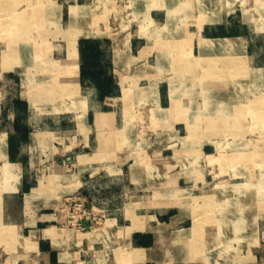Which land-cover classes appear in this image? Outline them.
<instances>
[{
    "label": "crops",
    "instance_id": "obj_1",
    "mask_svg": "<svg viewBox=\"0 0 264 264\" xmlns=\"http://www.w3.org/2000/svg\"><path fill=\"white\" fill-rule=\"evenodd\" d=\"M95 2L0 0V264H264V198L217 191L264 186V133L199 130L233 105L168 82L163 0H112L129 17L116 25L151 33L111 49ZM84 39L110 62L111 97L80 78ZM77 199L83 229L59 212Z\"/></svg>",
    "mask_w": 264,
    "mask_h": 264
},
{
    "label": "rangeland",
    "instance_id": "obj_2",
    "mask_svg": "<svg viewBox=\"0 0 264 264\" xmlns=\"http://www.w3.org/2000/svg\"><path fill=\"white\" fill-rule=\"evenodd\" d=\"M99 1L104 18L110 22L101 35L110 38L105 44L108 49L113 46L111 42L121 40L129 30L135 35L151 33L144 26L116 25L121 22L119 18L127 22L128 11L114 8L117 1L115 6L112 0ZM91 2V7H96L95 0ZM163 8V52L168 54L163 57V67L168 82L183 84L185 97L204 104L210 99L226 98L233 105L231 115L216 108V124H208L207 116L203 117L199 130L207 134L211 130L239 132L244 128L264 133V118L256 122L257 110L264 113V0H163ZM140 19L137 15L134 22L138 24ZM225 83H231L226 94L221 90ZM248 102L247 120L241 123L239 105ZM208 109V106L200 108L205 113ZM219 141L223 151L224 142L230 140ZM217 191L221 195L247 193L248 198H264V186L218 187ZM261 222L258 226L263 234H259L258 241L264 248V219Z\"/></svg>",
    "mask_w": 264,
    "mask_h": 264
},
{
    "label": "trees",
    "instance_id": "obj_3",
    "mask_svg": "<svg viewBox=\"0 0 264 264\" xmlns=\"http://www.w3.org/2000/svg\"><path fill=\"white\" fill-rule=\"evenodd\" d=\"M100 45L95 40H79L78 53L81 80H88L95 87L98 98L102 100L113 96L114 84L112 78L106 74L110 62Z\"/></svg>",
    "mask_w": 264,
    "mask_h": 264
},
{
    "label": "built area",
    "instance_id": "obj_4",
    "mask_svg": "<svg viewBox=\"0 0 264 264\" xmlns=\"http://www.w3.org/2000/svg\"><path fill=\"white\" fill-rule=\"evenodd\" d=\"M59 212L67 216V223L78 229H83L82 221L91 217V210L84 202L77 200L65 201L61 204Z\"/></svg>",
    "mask_w": 264,
    "mask_h": 264
}]
</instances>
